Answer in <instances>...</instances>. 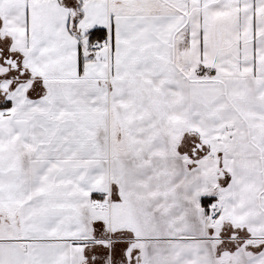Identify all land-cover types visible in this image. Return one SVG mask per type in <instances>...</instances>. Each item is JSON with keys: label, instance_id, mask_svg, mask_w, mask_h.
I'll list each match as a JSON object with an SVG mask.
<instances>
[{"label": "snow or ice", "instance_id": "1", "mask_svg": "<svg viewBox=\"0 0 264 264\" xmlns=\"http://www.w3.org/2000/svg\"><path fill=\"white\" fill-rule=\"evenodd\" d=\"M0 264H264V0H0Z\"/></svg>", "mask_w": 264, "mask_h": 264}]
</instances>
